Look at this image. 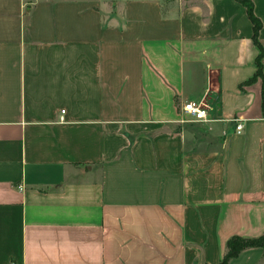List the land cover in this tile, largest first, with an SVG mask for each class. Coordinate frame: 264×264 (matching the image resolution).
<instances>
[{"label":"crops","instance_id":"1","mask_svg":"<svg viewBox=\"0 0 264 264\" xmlns=\"http://www.w3.org/2000/svg\"><path fill=\"white\" fill-rule=\"evenodd\" d=\"M253 11L258 42L238 0H0V264H220L264 235ZM189 99L210 120L179 123Z\"/></svg>","mask_w":264,"mask_h":264},{"label":"trees","instance_id":"2","mask_svg":"<svg viewBox=\"0 0 264 264\" xmlns=\"http://www.w3.org/2000/svg\"><path fill=\"white\" fill-rule=\"evenodd\" d=\"M246 9L247 15L252 23L253 29V39L255 42H258L257 35L261 27L260 19L254 14L253 11V0H238ZM263 55V50L260 51V54L256 60L257 66V75L261 74V57ZM251 246H263L264 247V235L257 238H243L239 236H232L228 239L226 243V253L222 257L220 264H228V260L236 256L242 249L251 247Z\"/></svg>","mask_w":264,"mask_h":264},{"label":"built area","instance_id":"3","mask_svg":"<svg viewBox=\"0 0 264 264\" xmlns=\"http://www.w3.org/2000/svg\"><path fill=\"white\" fill-rule=\"evenodd\" d=\"M64 112L63 110L60 111ZM180 114L179 123L185 122H204L210 120V108L203 102L195 99L184 100L178 106ZM236 130L241 129V124L236 125Z\"/></svg>","mask_w":264,"mask_h":264}]
</instances>
